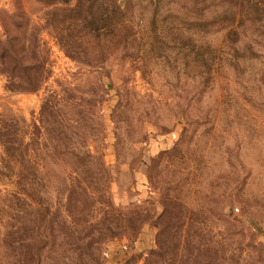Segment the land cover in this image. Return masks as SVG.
<instances>
[{"label": "rangeland", "instance_id": "374dc122", "mask_svg": "<svg viewBox=\"0 0 264 264\" xmlns=\"http://www.w3.org/2000/svg\"><path fill=\"white\" fill-rule=\"evenodd\" d=\"M264 264V0H0V264Z\"/></svg>", "mask_w": 264, "mask_h": 264}, {"label": "crops", "instance_id": "0c3cea01", "mask_svg": "<svg viewBox=\"0 0 264 264\" xmlns=\"http://www.w3.org/2000/svg\"><path fill=\"white\" fill-rule=\"evenodd\" d=\"M109 264H131V263H126V261L121 260V258L116 257L115 259H111Z\"/></svg>", "mask_w": 264, "mask_h": 264}]
</instances>
